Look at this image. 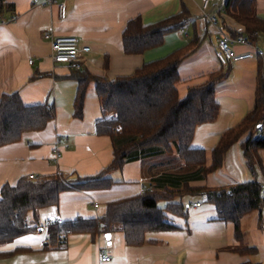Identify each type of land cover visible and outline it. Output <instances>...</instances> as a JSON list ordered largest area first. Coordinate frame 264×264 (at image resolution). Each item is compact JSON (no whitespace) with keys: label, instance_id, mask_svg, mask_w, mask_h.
Returning <instances> with one entry per match:
<instances>
[{"label":"crops","instance_id":"obj_1","mask_svg":"<svg viewBox=\"0 0 264 264\" xmlns=\"http://www.w3.org/2000/svg\"><path fill=\"white\" fill-rule=\"evenodd\" d=\"M60 1L3 0L0 7V97L17 90L25 104L46 102L53 105L55 113L43 129L24 131L18 141L0 145V194L4 183L15 184L29 174L92 175L112 158L110 137L95 132V122L101 116L95 82L87 85L82 117L73 116L77 87L71 76L73 65L52 60L44 31L75 35L89 45V51L80 55V69L107 79L131 74L144 62L162 57L197 36V47L178 67L176 88L182 97L189 85L203 81L208 72L220 67L215 55L217 36L243 29L224 9L216 14V23L210 22L200 10V0H64L65 18L59 17ZM225 1L211 2L206 12L214 13ZM183 5L190 14L184 32L169 31L161 44L140 53L123 51L121 32L130 18L139 15L144 23H153ZM255 10L264 18V0H255ZM232 47L236 52L254 47L264 52V34L255 43L234 40ZM259 73L264 76V53L231 62L227 75L216 86L218 113L214 120L196 125L191 140L193 147L205 150L206 165L221 134L252 108ZM58 135L60 156L56 161L53 146ZM246 138L247 134L228 148L220 167L189 184L215 186L256 180L264 186V148L258 149L259 162L250 170L242 150ZM152 161L135 159L111 171L116 182L108 188L62 191L58 205L39 208L36 221L29 215L30 222L38 225L35 230L0 244V251L18 246L30 249L3 255L0 264H264V207L242 216L241 236L236 238L234 223L217 219L213 204L200 193L182 194L187 217H173L178 228L147 231L141 245H127L119 230L111 232L109 240L104 233L71 232L65 243H49L48 226L56 223L55 218L99 217L108 201L148 187L151 178L162 171V167H149ZM195 202L200 203L193 205ZM235 247L254 249L242 252ZM100 250L110 254V260L102 261Z\"/></svg>","mask_w":264,"mask_h":264},{"label":"trees","instance_id":"obj_2","mask_svg":"<svg viewBox=\"0 0 264 264\" xmlns=\"http://www.w3.org/2000/svg\"><path fill=\"white\" fill-rule=\"evenodd\" d=\"M3 0H0V7ZM224 11L242 26L232 31L233 38H245L255 43L264 34V18L257 15L255 0H226ZM189 10L183 5L156 22L144 23L139 15L130 18L121 32L122 49L126 53H140L161 44L164 35L188 24ZM193 36L183 46L166 55L144 62L133 73L112 79L93 75L73 66L71 76L77 81L73 101V116L82 117L87 85L93 80L100 104L101 116L95 122V132L108 135L112 143L111 161L92 175L70 177L61 173L38 174L34 178L21 177L15 184L1 186L0 244L9 242L38 225V210L58 205L60 193L67 189L97 190L116 182L111 171L135 159H153L149 167H162L158 159L163 153H175L188 166L185 172L161 171L151 178L150 185L141 192L122 196L107 202L99 217L63 220L48 226L49 243H65L71 232L100 233L122 231L127 245H141L147 231L174 229L179 226L173 217H187L183 193H200L213 204L216 218L234 223L236 238L241 236L240 220L252 210L264 207L261 184L256 180L230 182L215 186L191 185L194 179L204 178L222 164L228 148L243 135L242 150L246 164L254 170L259 162L257 151L264 148V76H257L252 108L237 123L227 128L211 151V162L205 163V150L191 145L196 125L215 119L219 104L216 86L227 75L228 66L211 70L206 78L187 87L179 96L176 82L182 59L198 45ZM54 107L46 102L25 104L17 90L0 97V145L18 141L24 131L43 129L54 118ZM261 127V132L257 128ZM152 156V157H151ZM47 246V244H46ZM250 251L254 247L239 248ZM30 249L18 246L0 251V257Z\"/></svg>","mask_w":264,"mask_h":264},{"label":"built area","instance_id":"obj_3","mask_svg":"<svg viewBox=\"0 0 264 264\" xmlns=\"http://www.w3.org/2000/svg\"><path fill=\"white\" fill-rule=\"evenodd\" d=\"M37 1V0H35ZM47 2H52L53 0H46ZM215 0H200L199 6L201 12L206 16V18L212 22L217 21V13L220 10H223V6L219 5L216 8V11L212 14H208L206 12L208 6L210 5L211 2ZM58 13L60 18H65L66 16V5L65 1L61 0L58 3ZM181 32H184L185 29L182 27L180 28ZM43 37L47 39L50 42V47H51V58L54 62L58 63H70L72 64L75 68H80V55L82 52H87L90 49V46L87 44H83L80 42L79 38L75 35H54L50 31H44ZM236 40L238 42H247L245 38H232L230 35L221 32L217 38H216V50H215V55L218 60V62L223 65L227 66L231 62L240 60L243 58H248V57H255V56H262L263 55V50L259 47H254L250 50L243 51V52H236L233 47H232V42ZM32 59H29V62H31ZM257 132H261V127L257 128ZM61 136L56 137V141L53 146V157L54 160H58L60 156V150L58 143L60 142ZM29 177L32 179L34 178L33 174H29ZM261 193L264 196V186L261 185ZM200 202H195L193 205H198ZM97 206V203L94 204ZM56 223H62L63 219L62 218H55ZM100 259L102 261H108L111 258L110 254H107L103 251L100 250L99 252Z\"/></svg>","mask_w":264,"mask_h":264},{"label":"rangeland","instance_id":"obj_4","mask_svg":"<svg viewBox=\"0 0 264 264\" xmlns=\"http://www.w3.org/2000/svg\"><path fill=\"white\" fill-rule=\"evenodd\" d=\"M212 22V21H210ZM215 23V22H212ZM182 28V27H181ZM184 28V27H183ZM180 29V28H179ZM158 161H161L163 166L161 169L168 170L172 172H185L190 170L192 167L188 166L181 158L177 156L175 153H163ZM152 157V156H151ZM153 159H156V157H152ZM147 164V163H146ZM161 167V166H160ZM184 197V196H183ZM183 202H185V198H183Z\"/></svg>","mask_w":264,"mask_h":264},{"label":"water","instance_id":"obj_5","mask_svg":"<svg viewBox=\"0 0 264 264\" xmlns=\"http://www.w3.org/2000/svg\"><path fill=\"white\" fill-rule=\"evenodd\" d=\"M104 236L106 239H108V240L110 239V233H105Z\"/></svg>","mask_w":264,"mask_h":264}]
</instances>
